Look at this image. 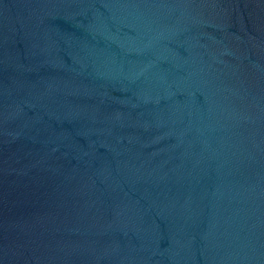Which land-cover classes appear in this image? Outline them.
Here are the masks:
<instances>
[{"label": "water", "instance_id": "1", "mask_svg": "<svg viewBox=\"0 0 264 264\" xmlns=\"http://www.w3.org/2000/svg\"><path fill=\"white\" fill-rule=\"evenodd\" d=\"M0 264H264V0H0Z\"/></svg>", "mask_w": 264, "mask_h": 264}]
</instances>
